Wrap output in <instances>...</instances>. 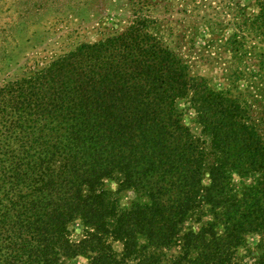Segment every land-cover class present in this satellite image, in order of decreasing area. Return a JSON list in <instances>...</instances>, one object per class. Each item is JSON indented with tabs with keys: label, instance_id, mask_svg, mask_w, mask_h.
Instances as JSON below:
<instances>
[{
	"label": "trees",
	"instance_id": "trees-1",
	"mask_svg": "<svg viewBox=\"0 0 264 264\" xmlns=\"http://www.w3.org/2000/svg\"><path fill=\"white\" fill-rule=\"evenodd\" d=\"M256 2L250 17L242 0H140L124 29L0 85V264H264Z\"/></svg>",
	"mask_w": 264,
	"mask_h": 264
},
{
	"label": "rangeland",
	"instance_id": "rangeland-1",
	"mask_svg": "<svg viewBox=\"0 0 264 264\" xmlns=\"http://www.w3.org/2000/svg\"><path fill=\"white\" fill-rule=\"evenodd\" d=\"M39 1L0 0V85L22 73L45 66L47 62L70 51L79 43L94 42L124 29L132 18V10L136 6L140 7V0ZM39 3L42 13L30 14V8ZM242 3L248 16L254 17L258 14L256 0H242ZM24 8L29 11L21 18L19 11H24ZM16 23L22 25V30L14 31L11 28ZM250 69L251 73L255 72L253 65ZM201 73L211 80L215 89L226 90L232 87L230 81L223 76L222 69L216 65L202 67ZM236 86L244 90L246 83L239 81ZM180 108L184 122L199 136L200 127L188 101H181ZM251 182L250 178L234 176V183L237 185ZM106 186L111 190L117 188L113 181H107ZM119 197L122 206H129L134 195L123 192ZM71 231L74 239L81 237L82 228L78 223L71 225ZM258 239L255 235L248 236L247 245L255 246ZM72 263L86 264L87 260L77 257Z\"/></svg>",
	"mask_w": 264,
	"mask_h": 264
}]
</instances>
